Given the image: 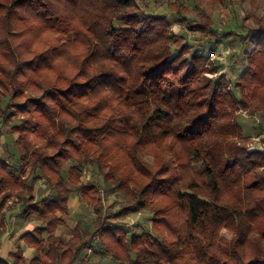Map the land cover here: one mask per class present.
I'll return each instance as SVG.
<instances>
[{
	"label": "trees",
	"instance_id": "1",
	"mask_svg": "<svg viewBox=\"0 0 264 264\" xmlns=\"http://www.w3.org/2000/svg\"><path fill=\"white\" fill-rule=\"evenodd\" d=\"M167 5L210 45L228 35L206 13L192 21L181 0ZM141 9L138 0H0V118H11L9 103L25 115L12 133L32 167L28 177L0 157V231L12 196L42 223L20 237L33 259L19 250L0 264H73L96 241L121 264H264V150L238 141L234 118L259 100L264 28L241 36L251 47L232 82L206 75L216 46L197 52L183 33L174 52L171 19ZM88 166L134 200L116 216L149 208L166 228L155 216L150 231L110 228ZM40 177L48 189L36 197ZM76 190L96 215L66 240L55 231ZM170 194L175 206L160 208Z\"/></svg>",
	"mask_w": 264,
	"mask_h": 264
},
{
	"label": "rangeland",
	"instance_id": "2",
	"mask_svg": "<svg viewBox=\"0 0 264 264\" xmlns=\"http://www.w3.org/2000/svg\"><path fill=\"white\" fill-rule=\"evenodd\" d=\"M175 0H138L141 11L146 13H154V14H163L166 15L172 21V30L177 35V37L173 38L171 41V47L174 52L182 47V39L180 36L185 34L184 42H188L190 46H193L197 52H202L204 49H211L214 46L216 48L213 50L214 55L210 56V60L208 61L206 67L214 68L216 72H206V75L210 78H215L221 74L222 72L231 74L233 78L238 76L242 70V63L244 61L243 57L245 56V50L251 47L250 43H244L241 41V36L246 35L248 32L256 31L253 29L264 28V0H223L219 2L217 0H181L186 6V10L183 12L184 15L191 18L193 20H200V14L206 13L208 16H211L214 23L213 26L219 30L220 32L228 31V35L226 37H222V43L218 46L215 44L210 45L207 42V38L204 36L203 32L198 30L189 29L185 22H180L178 17L170 13L168 8V2ZM259 17V19H256ZM202 19V18H201ZM259 20V23H258ZM261 28V29H262ZM53 34V33H52ZM48 38H50L51 34L48 32L45 34ZM55 36V34H54ZM180 45L176 43L179 41ZM210 45V46H209ZM231 64H234V68L232 69ZM262 76L259 77V100L256 99V102L251 105L248 109L240 108L235 110V117L238 120V123L243 128L244 136L242 138H238V141L241 142L246 147L252 149H260L264 150V72L262 71ZM232 77H229V80L233 82ZM227 80V79H226ZM17 101L24 102L26 101V97L17 99ZM258 104V105H256ZM4 105V104H3ZM7 110V114L11 116V118L3 119V124L7 128V131H10V135L5 136L7 141V149L9 156H4L3 158L8 159L12 165L13 170L19 173L24 165L27 170L25 176H32V167L25 165V161L19 160V151L16 147V139L17 136L12 132V129L15 125H21L22 119L24 118V114L18 112L15 108V105H10ZM24 126V123L23 125ZM5 128V129H6ZM260 137L261 140L256 141L255 138ZM154 159V154H147L144 156V160H148L152 162ZM192 168L200 172L201 164H193ZM20 174V173H19ZM83 178L87 181H94L97 184L101 185L102 189V197H104V204L106 208L105 214V223L111 228L115 225L119 227H124L126 229H135L138 228V225L141 227L140 229H136L135 232L140 233L143 231H150L152 225V217L158 218V221L162 223L164 220V215L162 212L154 213L149 208L142 209L140 213H134L129 216H116L117 213L125 208V206L133 203L134 200L130 199L128 196H124L122 191L116 190L113 185L106 182L104 177L97 173L96 170H93L90 166H88L83 174ZM43 186H46L43 188ZM37 188H39V192L41 188L47 190V181L45 178L40 177L38 181ZM74 188V186H73ZM7 193V192H6ZM45 195V194H43ZM74 197H79L82 199L80 193L76 190L74 192ZM41 196V195H40ZM20 199V198H19ZM17 196H12L9 198L7 203V210H4L5 213H8V217H12L15 213L20 212V208L22 206L21 201ZM176 198L173 195H169L164 197V199L158 202V206L160 208L167 206H175ZM13 208V209H12ZM17 209V210H16ZM88 216H91L92 219L95 217V213L93 211V207L89 206L82 209ZM3 212V213H4ZM109 214V215H108ZM104 220V219H103ZM162 227L165 225L162 223ZM166 228V227H165ZM7 229V227H6ZM5 229V231H6ZM223 235L230 238L232 235L223 230ZM97 245H100L102 249L105 250L102 242H96ZM121 256H123L122 251ZM124 257V256H123ZM122 257V259H123ZM123 261H126L123 259Z\"/></svg>",
	"mask_w": 264,
	"mask_h": 264
},
{
	"label": "crops",
	"instance_id": "3",
	"mask_svg": "<svg viewBox=\"0 0 264 264\" xmlns=\"http://www.w3.org/2000/svg\"><path fill=\"white\" fill-rule=\"evenodd\" d=\"M231 74H229L228 77H233V74ZM5 128L6 127L3 124V120L0 118L1 158L9 155L5 136L10 135V131H7V128ZM44 187L46 186H43V188ZM43 188H41L40 192L38 190L39 188L36 189V197L45 194L46 190ZM88 205L89 204L84 201L83 198L80 199L79 197H74L73 195L69 200L67 213L60 214L64 220V224L57 227L55 234L68 240L73 236V229L77 226L78 223H81L82 226L86 228L90 227L93 219L91 216H88L84 211H82V209L88 207ZM5 210L7 209L5 208ZM11 215L14 216L8 217V213H5L3 219L5 227L2 231H0V256L7 259L11 257L13 252L22 250V254L25 258L29 260L33 259L37 254V249L33 246H29L24 240L20 239V237L29 230H34L36 228L42 227V223L37 219H27L20 212H14V214ZM141 227L138 225V228H135L134 230L140 229ZM96 242L92 244L91 248L83 250L80 257L73 264H121L119 261L114 260L111 255H109L104 249H102V246L97 245Z\"/></svg>",
	"mask_w": 264,
	"mask_h": 264
},
{
	"label": "built area",
	"instance_id": "4",
	"mask_svg": "<svg viewBox=\"0 0 264 264\" xmlns=\"http://www.w3.org/2000/svg\"><path fill=\"white\" fill-rule=\"evenodd\" d=\"M214 55V53H212V56ZM256 141L261 140L260 137L258 136L257 138H255Z\"/></svg>",
	"mask_w": 264,
	"mask_h": 264
}]
</instances>
